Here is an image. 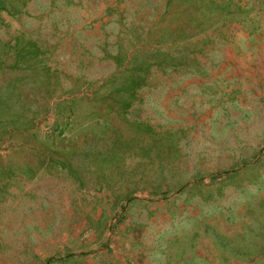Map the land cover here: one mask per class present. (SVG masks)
<instances>
[{"label":"rangeland","instance_id":"obj_1","mask_svg":"<svg viewBox=\"0 0 264 264\" xmlns=\"http://www.w3.org/2000/svg\"><path fill=\"white\" fill-rule=\"evenodd\" d=\"M0 264H264V0H0Z\"/></svg>","mask_w":264,"mask_h":264}]
</instances>
